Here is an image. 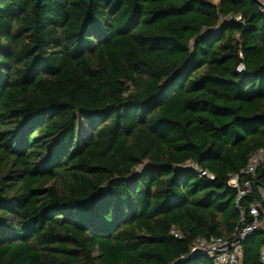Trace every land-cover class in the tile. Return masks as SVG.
<instances>
[{
  "label": "trees",
  "instance_id": "1",
  "mask_svg": "<svg viewBox=\"0 0 264 264\" xmlns=\"http://www.w3.org/2000/svg\"><path fill=\"white\" fill-rule=\"evenodd\" d=\"M261 149L258 1L0 0V264H214L191 246L264 210V166L228 183Z\"/></svg>",
  "mask_w": 264,
  "mask_h": 264
},
{
  "label": "built area",
  "instance_id": "2",
  "mask_svg": "<svg viewBox=\"0 0 264 264\" xmlns=\"http://www.w3.org/2000/svg\"><path fill=\"white\" fill-rule=\"evenodd\" d=\"M260 4V10L264 15V0H256ZM236 20H241V16H236ZM244 65L240 64L237 71H242ZM264 166V150H258L253 154L248 164L240 171V173L233 174L229 178V185L237 188L238 197L237 203L240 199L251 192L252 180L251 177L257 170ZM198 175H203L213 178V175L206 171L199 170ZM244 176V178H243ZM259 192L262 200H264V188L259 187ZM252 219L246 223V217L243 216L242 222L244 225L238 229L234 237L230 240L221 237H210L208 239L199 238L191 246V253H202L213 260L214 264H242L243 258V241L258 230H264V210L262 205L257 203L250 208ZM175 236L180 237L179 233L174 232ZM261 252V260L264 261V248Z\"/></svg>",
  "mask_w": 264,
  "mask_h": 264
}]
</instances>
